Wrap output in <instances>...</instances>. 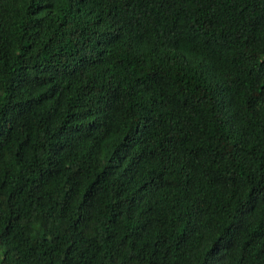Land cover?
<instances>
[{"label": "trees", "instance_id": "16d2710c", "mask_svg": "<svg viewBox=\"0 0 264 264\" xmlns=\"http://www.w3.org/2000/svg\"><path fill=\"white\" fill-rule=\"evenodd\" d=\"M0 264H264V0H0Z\"/></svg>", "mask_w": 264, "mask_h": 264}, {"label": "rangeland", "instance_id": "374dc122", "mask_svg": "<svg viewBox=\"0 0 264 264\" xmlns=\"http://www.w3.org/2000/svg\"><path fill=\"white\" fill-rule=\"evenodd\" d=\"M0 257H1V250H0Z\"/></svg>", "mask_w": 264, "mask_h": 264}]
</instances>
